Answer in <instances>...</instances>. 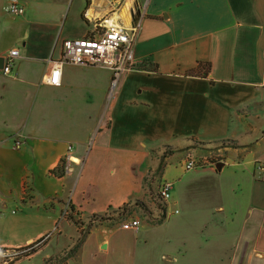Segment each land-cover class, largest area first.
I'll use <instances>...</instances> for the list:
<instances>
[{"label": "crops", "instance_id": "0c3cea01", "mask_svg": "<svg viewBox=\"0 0 264 264\" xmlns=\"http://www.w3.org/2000/svg\"><path fill=\"white\" fill-rule=\"evenodd\" d=\"M10 1L0 59L19 57L17 76L0 67V249L50 234L12 264H264V0H16L22 15ZM106 17L142 20L135 68L114 84L109 69L67 64L48 83L63 42ZM215 154L214 168L185 169Z\"/></svg>", "mask_w": 264, "mask_h": 264}, {"label": "built area", "instance_id": "2783aa9c", "mask_svg": "<svg viewBox=\"0 0 264 264\" xmlns=\"http://www.w3.org/2000/svg\"><path fill=\"white\" fill-rule=\"evenodd\" d=\"M7 10L19 15H22L24 11L16 0L10 1ZM141 22L142 20L138 19L131 27L125 28L112 23L111 18L106 17L95 22L92 32L87 36L78 39H66L63 42V54L59 60L52 62L46 81L53 85H60L62 67L72 64L109 69L113 74L112 78L115 84L123 73L136 66L135 44L141 28ZM18 57L19 51L17 48L11 49L4 57L2 71L5 75H18V70L15 68V62ZM14 136L19 137L21 134L17 132ZM69 150H71V147H69ZM219 159V154H215L208 159L189 156L185 163V169L190 170L206 166L214 168ZM65 160L68 164L65 166L64 171L69 173L73 169L70 165L73 162V158L70 154H67ZM257 168L263 176L264 165L259 163ZM171 189V182L164 180L159 183L158 196L161 201L165 202L170 199ZM139 226V219H133L122 224V227L131 229H137ZM49 236L50 234L45 235L42 239L31 242L11 253L0 251V264H12L18 256L34 251Z\"/></svg>", "mask_w": 264, "mask_h": 264}, {"label": "trees", "instance_id": "16d2710c", "mask_svg": "<svg viewBox=\"0 0 264 264\" xmlns=\"http://www.w3.org/2000/svg\"><path fill=\"white\" fill-rule=\"evenodd\" d=\"M228 144H230V142L228 143ZM129 205L128 204H126V205H124L123 207H121V208H119L118 209V214L121 216V217H123V215L125 214V213H127V212H129ZM98 217H100V219H106V218H110V217H108V216H105V215H103V216H98ZM0 251H3L2 249H0ZM21 256V255H20ZM20 256H18L17 258H19ZM16 258V259H17ZM0 259H1V257H0Z\"/></svg>", "mask_w": 264, "mask_h": 264}, {"label": "rangeland", "instance_id": "374dc122", "mask_svg": "<svg viewBox=\"0 0 264 264\" xmlns=\"http://www.w3.org/2000/svg\"><path fill=\"white\" fill-rule=\"evenodd\" d=\"M140 205H141L140 209H141V210L147 215V214H148V208H147L144 204L142 205V204L140 203ZM159 205H161V204H158V206H159ZM125 214H126V213H125ZM125 214L123 215V217L125 216ZM123 217H122V218H123ZM86 225L88 226V224H86Z\"/></svg>", "mask_w": 264, "mask_h": 264}, {"label": "water", "instance_id": "95a60500", "mask_svg": "<svg viewBox=\"0 0 264 264\" xmlns=\"http://www.w3.org/2000/svg\"><path fill=\"white\" fill-rule=\"evenodd\" d=\"M3 62H4V59H3V58H1V59H0V67H2V66H3Z\"/></svg>", "mask_w": 264, "mask_h": 264}]
</instances>
